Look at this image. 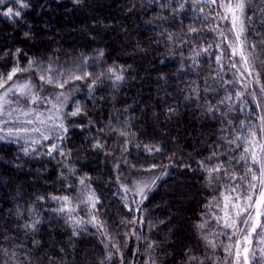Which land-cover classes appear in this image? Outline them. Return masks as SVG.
<instances>
[{
  "label": "trees",
  "instance_id": "obj_1",
  "mask_svg": "<svg viewBox=\"0 0 264 264\" xmlns=\"http://www.w3.org/2000/svg\"><path fill=\"white\" fill-rule=\"evenodd\" d=\"M23 2L27 8L17 0L0 6V74L17 64L26 68L32 60L63 73L60 79L69 70L91 76L70 80L63 88L70 97L62 139L0 140V264H185V253L203 264H223V239L213 215L230 181L221 171L209 185L199 162L209 168L223 164L229 173L242 175L243 147L235 138L242 140L257 124V112L249 101L240 102V84L227 83L237 73L218 35L217 25L227 29L216 16L218 5L192 0ZM259 7L264 0L246 9L252 17L249 44L258 45L264 36V12L252 11ZM8 8L21 15L4 16ZM109 68L124 79H109ZM257 68L264 84L258 61ZM39 75L36 70L15 78L31 79L43 93L59 89ZM76 105L83 114L66 115ZM97 142L103 148H94ZM52 144L59 147L48 155ZM154 164V170H144ZM147 172L161 178L135 209L127 207L119 184ZM85 190L99 200L93 214L104 234L94 224L73 228L57 212L59 200L53 197L68 196L74 203ZM35 221L34 229L24 227ZM205 222V228L197 227ZM205 236L217 246L208 245Z\"/></svg>",
  "mask_w": 264,
  "mask_h": 264
},
{
  "label": "snow or ice",
  "instance_id": "obj_2",
  "mask_svg": "<svg viewBox=\"0 0 264 264\" xmlns=\"http://www.w3.org/2000/svg\"><path fill=\"white\" fill-rule=\"evenodd\" d=\"M20 3L21 8H27L28 5L23 2V0H17ZM76 3H80L81 0H75ZM206 3L210 4H219V7L223 10L216 14L217 18L220 21H226L230 24V27L227 29L219 28L217 25L218 35L224 38V41H227L228 37L226 32L233 33L235 37V42L228 43V48L230 51L229 58L239 57V61L233 60L229 67L236 69L237 77L234 81H228L227 83L241 84L243 89L248 88V84L244 82L245 73L247 77L252 79V82L260 85V92L264 93V84L260 82L261 72L257 68V61L259 62L260 68H264V60H261V55L264 54V36L261 37L258 42L259 50H257V44H249V41L246 36L247 25L252 22V17L246 15V9H250L255 0H205ZM4 0H0V4H3ZM253 15L264 12V7H259L257 9H252ZM6 17H11L13 15L20 16L19 11L13 12L12 8H8L6 12L3 13ZM261 23L264 24V19L261 20ZM210 29V30H217ZM191 32H196L197 29L191 28ZM27 35V33L25 34ZM220 45L218 44L217 47ZM211 47V46H209ZM20 49L16 50L15 54L20 53ZM208 49H204V52H207ZM14 54V55H15ZM201 53L196 52L194 55L199 56ZM103 55V53H101ZM223 59V54L216 57L217 63H220ZM239 65V67H238ZM35 66V67H34ZM39 70V80L44 84L64 88L70 80H85L91 76L89 72H83L81 75H74L69 70V76L64 79H60V76L63 73H56V70L51 66L45 68L42 64H36L35 61L29 60L26 68H21L19 64L14 66L11 72L7 74H0V140H7L10 138L25 139L29 133H39L40 138L43 140L50 139V135H46L45 131L41 127H7L9 124H23V125H47L51 121L50 128L47 131L51 132L56 139H62L63 134L67 133L68 128L66 127L63 119H60L59 123H56V119L53 116H48L46 119L42 118V113L37 112L35 109L25 110L19 107L21 98H24L25 101L30 100L31 103L36 104L42 101V98L31 91L33 85L31 81L25 82L23 84L15 82L14 78L17 77L19 73L36 71ZM108 72L111 74L109 79L115 81H122L124 76L122 73H119L118 70L109 68ZM43 87V85H41ZM93 87V81L89 80V88ZM63 93H59L56 96V99L59 100L60 96ZM240 95L239 93L237 94ZM255 99V93L252 94ZM12 96H16L17 99L13 101ZM231 97H227L230 99ZM44 102H48L47 98H43ZM223 103V101H221ZM16 105L12 107V105ZM52 107L57 109L56 104H53ZM257 107H260L257 103ZM211 110V109H210ZM169 111H173L169 109ZM15 114V115H14ZM83 110L79 105L75 106V111H72L70 114L71 117L82 115ZM28 119L21 120V117H33ZM259 124L253 125L247 129L248 134L241 140L240 137H236V140H240V143L236 146L238 148L243 147V151L239 157V161H243V174L237 175L235 172L229 173L227 169L224 168L223 164L213 165L211 168L207 167L204 161H200V168L206 173V179L209 185L213 183V174L224 172L225 177H228L230 181L224 186V191L220 193V197L217 199V207L219 208L222 215L215 216L214 219L217 222V225L222 227V229H229L230 232L222 233L227 235L228 240L230 241L224 247V250L232 256L231 264H241V258L243 259V264H249V252L251 249L252 241L256 237H259V243L264 244V115L258 117ZM244 128V125H241ZM59 129L60 135H56V130ZM38 140L33 139L32 143H38ZM234 140H229L228 143H234ZM59 145L52 144L51 148L48 151V155L52 154L53 150L58 149ZM94 148H103V145L99 142L93 145ZM160 151L159 148L155 149ZM27 149L25 153L27 154ZM63 155V153H61ZM217 154L214 152L212 156L208 157L211 160ZM157 167V165H152L145 171H152ZM190 167V166H189ZM166 174V173H165ZM161 177H155L150 184L145 183L142 187H139L138 193L144 198H147L146 190L151 191L155 187L156 180ZM216 180H219L220 177H215ZM84 179L80 180L81 184H84ZM56 200H63L65 205L62 206L58 211L65 212L66 206L70 203V198L68 196L64 197H53ZM89 201L91 202V207L95 208L96 204L99 203V200L95 198L94 194L89 196ZM143 200H141V203ZM211 207V205H209ZM67 211L71 213L73 209L67 208ZM68 219L73 222L75 226H79L80 221L74 220V218L69 215ZM135 223V221H130ZM39 221H35L32 224L24 225L25 228H35V224ZM89 223H93L97 226L101 233H103V224L99 223L98 217L93 215ZM198 228L203 229L206 227L205 223H200L197 225ZM72 235H78L76 231H73ZM235 237V239H233ZM205 241L212 248H215L217 245L213 240H208L207 236L204 237ZM113 247H116L113 245ZM149 248L152 247L151 244L148 245ZM117 251L119 249L117 248ZM262 254H264V249H261ZM4 254L7 255V250H4ZM187 259L185 264H203V261L199 260L197 257L185 253ZM254 255V254H253ZM12 256H15V253H12ZM107 260L112 259V254L110 253L107 257ZM103 264V261L101 262ZM151 264H156L155 260H151ZM226 264L228 262L226 261Z\"/></svg>",
  "mask_w": 264,
  "mask_h": 264
},
{
  "label": "rangeland",
  "instance_id": "obj_3",
  "mask_svg": "<svg viewBox=\"0 0 264 264\" xmlns=\"http://www.w3.org/2000/svg\"><path fill=\"white\" fill-rule=\"evenodd\" d=\"M9 0H4L3 4L4 5L8 2ZM195 4H202V3H206L205 0H192ZM210 4V3H209ZM218 7L219 4L217 3ZM220 8V7H219ZM223 10L220 8V12H222ZM227 24V28L230 27V24L226 21H224ZM227 41H225V45H226V52L228 54V57L230 56V49L228 48V43H233L235 42V37L233 35V33L228 32L227 33ZM231 60H235V61H239V57H232ZM239 67V65H238ZM236 72V69H235ZM15 82L23 84L25 82L31 81V84L33 85L31 91L38 94L41 98L42 101L36 104L31 103L30 100L25 101L24 98H21L20 100V104L19 107L28 110V109H35L37 112L42 113V118L46 119L48 116H53V118H57L56 119V123L60 122V119H63V114H64V109L66 106V103L70 97V93L68 91H65L63 88H59L56 91L51 92H44L42 90H37L35 85L32 83V80L29 78L26 79H14ZM244 82L248 84V88L245 90L242 88L241 84V91H240V95H239V100L240 102L243 101H249L254 108L256 109L257 112V124H259L258 121V117L261 115H264V93L260 92V85L255 84L254 82H252V79L247 77V74L245 73V77H244ZM59 93H63L62 96H60L59 100L56 99L57 94ZM253 93H255V99L253 97ZM43 98H47L48 102H44ZM11 99L13 101H15L17 99L16 96H12ZM244 103V102H243ZM246 103V102H245ZM244 103V104H245ZM257 103H259L260 107H257ZM53 104L57 105V108L59 109V112H57V109H54L52 107ZM16 105H12V107H15ZM244 110L248 109L247 105H243ZM15 115V114H14ZM28 118H32L33 117H21V120L23 119H28ZM51 126V121H49V123L47 125H39L37 124H33V125H23V124H9L7 125V127H28V128H32V127H41L42 130L45 131L46 135H52L51 132L47 131L48 128H50ZM251 127V126H250ZM59 129L56 130V135H59ZM248 134V132L245 134V136ZM38 140L39 142H41L43 139L40 138L39 133H29V135L25 138V139H17V138H10L7 140H14V141H18V142H27V143H32V140ZM157 177V175H155V173L153 172H147L144 175H140V176H134V177H129L128 181H124L121 182L119 184V196L120 198L126 203L127 207H134V209L137 207L138 204H140L141 200H143V197L138 193V189L139 187H142L145 183L150 184L151 181ZM157 181V180H156ZM83 193H80L77 201L73 203L72 200H70V203L67 204L66 206V211L65 212H60L58 211L62 206L65 205V202L63 200H59L57 201V212L62 215L66 221L73 227L76 228L77 226H75L73 224V222L71 220L68 219V216L71 215L74 220L76 221H80L81 223L79 224L78 228L83 227L85 225H93V223H89V221L92 219L93 214V210L95 208L91 207V202L89 201V196H92L90 191H82ZM148 193V191L146 190V194ZM67 208L73 209L74 211H72L71 213H69L67 211ZM217 213H215L213 215V217L218 216V215H222V213L220 212L219 208H217ZM82 212H85L86 215H83ZM214 219V218H213ZM214 225L216 228H219V230L221 231V234L219 235L223 242V248L230 243V241L227 238V235L222 234V233H227L230 232L231 230L229 229H222V227L217 225L216 220L214 219ZM235 239V237L233 238ZM261 249H264V244L259 243V237H256L255 239H253L252 241V245H251V249L249 252V264H264V254H262ZM254 254V255H253ZM224 261L223 264H226V261L228 262V264H231L232 261V256L229 255L228 252H226L224 250ZM241 264H243V259L241 258Z\"/></svg>",
  "mask_w": 264,
  "mask_h": 264
}]
</instances>
